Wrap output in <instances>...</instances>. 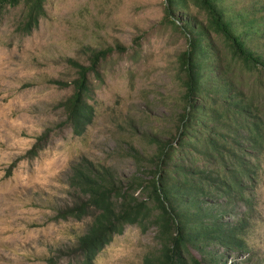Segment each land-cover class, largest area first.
Wrapping results in <instances>:
<instances>
[{
    "label": "rangeland",
    "instance_id": "rangeland-1",
    "mask_svg": "<svg viewBox=\"0 0 264 264\" xmlns=\"http://www.w3.org/2000/svg\"><path fill=\"white\" fill-rule=\"evenodd\" d=\"M223 4L238 15V30L247 27L239 15L255 18L248 40L252 46L264 45V0ZM166 5V0H47L46 16L30 36L18 32L23 6L0 10V264H78L66 252L89 231L95 215L82 221L55 219L58 210L78 198L70 186L73 166L87 157L129 180L140 170L137 156L154 155V140H170L176 134L184 108L180 55L190 48L192 34L186 22L189 18L205 26L208 16L192 0L170 17ZM208 36L218 52H227L221 35L209 31ZM90 47L115 51L102 67L105 82L92 75L97 117L79 138L59 107L72 88L49 81L71 82L76 72L68 60L90 65ZM48 130L52 138L47 150L38 159H23ZM261 156L254 209H231L234 216L246 217L250 264L264 262V153ZM143 163L142 170L149 169ZM157 234L154 225L146 231L131 226L96 264H145L160 249ZM190 254L202 264H247L248 257L228 255L220 246L191 245Z\"/></svg>",
    "mask_w": 264,
    "mask_h": 264
},
{
    "label": "trees",
    "instance_id": "trees-1",
    "mask_svg": "<svg viewBox=\"0 0 264 264\" xmlns=\"http://www.w3.org/2000/svg\"><path fill=\"white\" fill-rule=\"evenodd\" d=\"M46 2L0 0V10L23 6L25 16L18 32L30 36L46 16ZM166 2L168 17L186 6V0ZM192 2L206 11L208 24L189 22V18L186 22L192 34L190 48L180 55L185 72L184 108L174 137L154 140V155L137 156L140 170L129 180L87 157L72 168L70 186L78 198L75 204L58 210L55 219L82 221L95 215L89 231L66 252L78 264H96L129 227L146 231L153 225L160 249L147 257L145 264H202L191 256V245L220 246L228 255H248L245 262H252V249L245 238L246 217L234 216L231 209L242 205L252 211L257 199L264 153V45L252 46L248 40L254 17L239 15L247 27L238 30V15L228 11L223 0ZM209 31L224 38L226 53L217 51ZM86 49L90 65L68 60L76 72L71 82L49 81L60 88H72L59 107L79 138L86 136L97 117L92 75L105 82L102 67L115 51ZM51 134L48 130L37 137L22 158L38 159L47 150ZM143 161L149 169L142 170Z\"/></svg>",
    "mask_w": 264,
    "mask_h": 264
}]
</instances>
